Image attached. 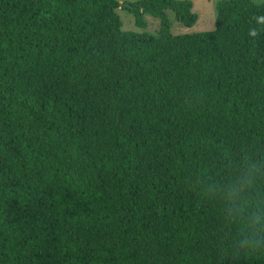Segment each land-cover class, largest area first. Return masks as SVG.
I'll return each mask as SVG.
<instances>
[{"label": "trees", "instance_id": "obj_1", "mask_svg": "<svg viewBox=\"0 0 264 264\" xmlns=\"http://www.w3.org/2000/svg\"><path fill=\"white\" fill-rule=\"evenodd\" d=\"M0 0V264H264V4Z\"/></svg>", "mask_w": 264, "mask_h": 264}, {"label": "rangeland", "instance_id": "obj_2", "mask_svg": "<svg viewBox=\"0 0 264 264\" xmlns=\"http://www.w3.org/2000/svg\"><path fill=\"white\" fill-rule=\"evenodd\" d=\"M122 6L118 9L124 31L135 34H152L155 35L160 29V19L145 14L147 22L146 28H140L135 24L134 14L130 12V6L138 0H120ZM222 0H192L194 11L198 14L199 19L192 27H186L176 20L173 12L168 11L172 22L171 31L174 35L194 34L209 31L215 28L217 19V4ZM258 4H264V0H254Z\"/></svg>", "mask_w": 264, "mask_h": 264}]
</instances>
